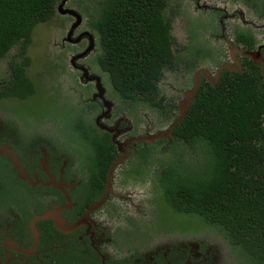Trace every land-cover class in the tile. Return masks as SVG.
Listing matches in <instances>:
<instances>
[{
    "label": "flooded vegetation",
    "instance_id": "af4514ba",
    "mask_svg": "<svg viewBox=\"0 0 264 264\" xmlns=\"http://www.w3.org/2000/svg\"><path fill=\"white\" fill-rule=\"evenodd\" d=\"M243 6L264 17V13L255 8ZM237 13L241 19L240 11ZM230 27L233 31L235 26ZM77 28V24L71 27L69 22L59 31L57 67L63 75L51 91L67 99L81 119L90 125L92 134L89 135L105 138L112 149V157L104 177L97 175L99 180H96L87 158L92 143H87L84 136L77 135L71 127H66L67 124L49 123L41 127L33 122L21 124L24 116L19 109L27 103H35L38 97L36 85L27 75V67L25 72L35 91L21 98H0V264H195L191 254L181 250L171 230L164 228L168 225L158 224L152 217L142 226L146 215H143L145 208L141 199L146 192L140 196L143 191L129 186L130 181L148 183L146 167L150 148L153 152L155 148L168 150L171 139H176L178 145L182 143L191 149L172 132L178 123L172 125L179 115L178 103L184 97V91L196 89L201 82H216L223 69L238 71L244 60L254 64L257 73L264 77V45L255 43L250 29L238 26L251 42L235 43L234 33L232 39L225 36L221 25L220 38L227 44L228 60L220 62L216 69L222 65L227 68L220 69L217 76L214 71V77L210 78L207 69L198 67L193 74V84L182 91V98L176 104L173 102L175 105L156 108L154 114L158 116L154 123L145 117V121L137 123L134 122V114L138 116L135 105L148 103L140 96L129 100L116 96L108 73L97 62L100 48L95 34L89 27ZM56 40L52 44L57 48ZM89 43L91 50L86 51ZM229 43L233 48L231 54ZM193 58L197 60L196 56ZM184 67H190L186 70L192 68L178 62L172 69L164 70L177 72ZM156 96L161 98L159 103L163 106V96L158 93ZM103 102L109 104L107 110ZM8 106L6 112L2 110ZM149 136L152 139L147 141ZM153 175L158 195L153 196L152 201L160 202L158 205L162 202L166 210H170L157 173ZM44 182L46 184H42ZM131 195L138 197V205L133 209ZM148 196L144 199L148 200ZM44 212L50 215L34 218ZM155 215L158 218V214ZM54 217L61 219L57 226L53 224ZM119 223L123 229L118 228V236L116 225ZM164 233L170 244L159 242ZM113 247L121 254L109 252Z\"/></svg>",
    "mask_w": 264,
    "mask_h": 264
},
{
    "label": "trees",
    "instance_id": "16d2710c",
    "mask_svg": "<svg viewBox=\"0 0 264 264\" xmlns=\"http://www.w3.org/2000/svg\"><path fill=\"white\" fill-rule=\"evenodd\" d=\"M58 1L0 0V58L16 48L7 62V75L0 79V98H21L35 91L25 72L30 64L25 49L34 25L50 21ZM89 1L98 8L90 10L81 0L76 8L97 38V62L108 73L112 91L119 99L140 96L162 109L157 82L165 68L181 64L172 51L168 0ZM240 2L264 13V3ZM233 33L235 43L250 44L242 30L234 27ZM186 49L201 55L200 49ZM69 125L92 143L87 158L99 180L97 175L103 176L112 157L110 145L103 136L89 135L90 125L80 115ZM172 132L197 156L186 153V160L176 139H171V148L180 153L160 161L156 171L166 202L172 210L194 214L222 231L250 263L264 264V77L248 60L238 71L221 70L216 82L198 85ZM152 152L150 148L148 158Z\"/></svg>",
    "mask_w": 264,
    "mask_h": 264
},
{
    "label": "rangeland",
    "instance_id": "374dc122",
    "mask_svg": "<svg viewBox=\"0 0 264 264\" xmlns=\"http://www.w3.org/2000/svg\"><path fill=\"white\" fill-rule=\"evenodd\" d=\"M76 1L66 0L63 6L59 8L74 9L73 11L80 16L77 30L87 29L84 18L85 14L83 13V15L78 11L75 4ZM81 1L90 10L98 8L96 5H91L89 0ZM257 1L258 4L264 3V0ZM93 3L95 4V2ZM168 6L171 8V13L173 14L171 15L170 22V34L174 39L172 51L181 63L187 64L192 68L186 70L190 67H184L185 71L181 69L177 72L163 70L157 82V93L163 96V107L169 108V105H175L177 100L182 98V91L193 84V74L198 67L207 69L209 77L213 78L217 65L220 62L228 60L227 44L224 39L220 38L221 25L224 27L225 36L231 39L233 32L230 29L231 25L238 26L239 28L247 27L253 32L255 43L264 45V17L256 15V11L243 6L239 0H168ZM238 11L242 15L241 19L238 18ZM165 15L169 16V12L165 11ZM74 20L70 15L60 14L55 10V15L50 21L37 23L32 28L31 40L25 49L26 54L30 58L27 75L32 77L36 85L38 97L33 105L19 109V113L22 117L24 116V119L21 118L20 120L21 124L24 122L29 124L34 123L41 127L52 123L55 125L63 124L64 126L67 124L66 127H70V121L79 115L67 99L51 91L55 83L59 81L58 78H62L63 75V71H61L59 66L57 67L59 64L57 60L58 50H60L58 49L60 48L58 46L60 45L59 31L66 28L68 23ZM55 38H57L55 41L57 48L52 44ZM186 47L201 50V55H196L197 60L193 63L192 57L195 56V53L193 50H187ZM90 50L88 49V51ZM15 51L16 48L13 46L0 58V79L7 75V62L10 55ZM202 51H206L207 53L204 55ZM10 106L2 108V110L6 112ZM138 107H141V109ZM156 108L149 104L143 103L141 106L136 104L134 111L138 110V116L134 114V122L145 121V117L149 122L154 123L155 117L158 116L154 114ZM5 112L2 111V113ZM83 144L87 147L86 143ZM82 148L84 147L82 146ZM178 150L186 156V160H188V156H191L193 159L197 156L196 151L189 149L182 143H179ZM180 152L175 149L167 150L165 148L163 151H159V148H155L148 158L149 162L146 167V171H148L147 179L149 178L148 183L144 182L141 184L140 182L130 181L129 186L132 185L131 187L140 192L143 191L140 196H143L145 192V196L149 194L148 200L144 199L145 196L141 199V203L145 208L143 215H146L142 219V226L148 224L152 217L156 218L158 224L160 222V224L168 225L164 226V228L169 229V231L171 230L172 236L181 245V250L185 251L186 254L189 252L192 257L191 260L195 264H252L239 249L227 242L222 231L201 222L200 220L202 219L198 216L191 213H176L171 208L170 210H166L162 202L161 205H158L160 202L153 203L152 197L158 195L157 187H155L152 181L154 177L153 173L159 169L160 161L163 163L172 155H178ZM130 198L132 199L130 202L132 203L131 209H133L138 205V197L131 195ZM130 203L127 202V204ZM155 213L158 214V218ZM120 227L122 231V224L116 225L117 235L118 228ZM166 236H168L167 233H164L159 242L170 244L171 241ZM122 242L124 241L122 240ZM109 252L121 254V251L117 252L114 247Z\"/></svg>",
    "mask_w": 264,
    "mask_h": 264
},
{
    "label": "water",
    "instance_id": "95a60500",
    "mask_svg": "<svg viewBox=\"0 0 264 264\" xmlns=\"http://www.w3.org/2000/svg\"><path fill=\"white\" fill-rule=\"evenodd\" d=\"M66 0H60V2L59 3H61V4H57L56 6H55V10L58 12V13H60V14H68V15H70L72 18L74 17V21L73 22H71V27H73V26H75L78 22H79V19H80V16L75 12V11H73V9L71 10V9H68V8H62V9H60L59 7H62L63 6V3L65 2ZM91 47H92V44L91 43H89V45H88V47L86 48V51L89 49H91ZM228 48H229V52H230V54L233 52V48H232V46H231V44L229 43V45H228ZM222 68H227V66L226 65H222V66H220V67H218L216 70H215V74H216V76L218 75V72L220 71V69H222ZM194 91H195V88L193 87L192 89H189V90H186V91H184V97L179 101V103H178V113H179V115H178V117L176 118V120H174L173 121V123H172V125L173 124H175L176 122H179L181 119H182V117L184 116V113L186 112V110L188 109V107H189V104H190V101L192 100V98H193V95H194ZM104 103V105L106 106V110L108 109V105H107V103H105V102H103ZM172 125H170V128H171V126ZM155 136H157V135H155ZM142 139H146V137H143ZM152 139V136H149V138L148 139H146L147 141H150ZM112 164H113V162L109 165V168H108V170L107 171H109L110 170V168H111V166H112ZM42 184H46V182H44V183H42ZM48 215H50V213L49 212H44L43 214H41V215H37V216H35L34 218L35 219H40V218H46ZM59 222H61V219H58V218H56V217H54V220H53V224L55 225V226H57V224L59 223ZM35 236V235H34Z\"/></svg>",
    "mask_w": 264,
    "mask_h": 264
}]
</instances>
